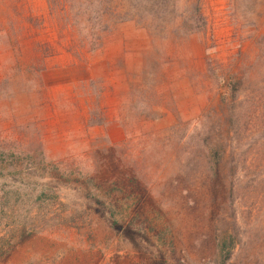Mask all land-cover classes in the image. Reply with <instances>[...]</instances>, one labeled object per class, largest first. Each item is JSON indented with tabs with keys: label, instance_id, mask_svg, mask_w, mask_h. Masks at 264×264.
<instances>
[{
	"label": "rangeland",
	"instance_id": "obj_1",
	"mask_svg": "<svg viewBox=\"0 0 264 264\" xmlns=\"http://www.w3.org/2000/svg\"><path fill=\"white\" fill-rule=\"evenodd\" d=\"M193 1L134 0L133 20L87 52L62 0H0V236L17 243L5 264L212 258L214 168L198 121L229 124L207 62L247 78L228 128L262 171L264 0H200V32ZM259 207L229 264H264Z\"/></svg>",
	"mask_w": 264,
	"mask_h": 264
},
{
	"label": "trees",
	"instance_id": "obj_2",
	"mask_svg": "<svg viewBox=\"0 0 264 264\" xmlns=\"http://www.w3.org/2000/svg\"><path fill=\"white\" fill-rule=\"evenodd\" d=\"M134 0H62L65 7L67 22L77 37L75 48L78 51L93 52L103 46V41L109 30L118 22L133 20L139 13L132 4ZM192 11V32H200L205 19L201 12V1L194 0L190 7ZM207 69L210 75L217 78L219 107L226 110L228 118L226 126L224 120H218L214 124H199V143L209 154L213 164L212 178L215 179L212 202L213 212V242L214 253L212 258H206L201 264H229L236 251L245 247L246 237L249 235V224L255 226L257 218L252 216L255 208L259 207L264 198V167L263 170H249L251 164L244 155L239 153L237 138L231 137L230 128L233 129L237 106L242 95V85L247 81L236 76L229 79L222 75V68L212 59L208 58ZM91 124L92 121L90 120ZM236 132V129H233ZM221 196V203L218 198ZM246 202L250 222L243 221L241 217V203ZM104 205L102 204V207ZM105 207V206H104ZM260 209V207H259ZM104 212L105 209H104ZM107 213L111 229L118 234L131 238L133 230L126 223H118L113 219L110 211ZM125 222V221H124ZM120 225H118V224ZM257 224V223H256ZM23 228H21L22 230ZM11 240L0 236V264H5L6 258L15 248ZM184 250H180L182 254ZM191 264L186 257L182 259ZM181 262L180 264H186Z\"/></svg>",
	"mask_w": 264,
	"mask_h": 264
}]
</instances>
